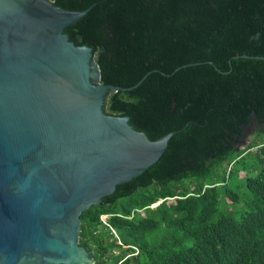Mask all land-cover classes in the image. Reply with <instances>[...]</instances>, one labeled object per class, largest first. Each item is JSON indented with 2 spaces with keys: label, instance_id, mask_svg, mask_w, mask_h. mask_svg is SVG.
I'll return each instance as SVG.
<instances>
[{
  "label": "trees",
  "instance_id": "16d2710c",
  "mask_svg": "<svg viewBox=\"0 0 264 264\" xmlns=\"http://www.w3.org/2000/svg\"><path fill=\"white\" fill-rule=\"evenodd\" d=\"M61 1L91 6L63 31L125 87L103 110L175 131L162 170L82 210L93 264H264V0Z\"/></svg>",
  "mask_w": 264,
  "mask_h": 264
},
{
  "label": "water",
  "instance_id": "95a60500",
  "mask_svg": "<svg viewBox=\"0 0 264 264\" xmlns=\"http://www.w3.org/2000/svg\"><path fill=\"white\" fill-rule=\"evenodd\" d=\"M91 6L0 0V264H93L80 214L163 169L175 131L103 110L94 41L77 38Z\"/></svg>",
  "mask_w": 264,
  "mask_h": 264
},
{
  "label": "rangeland",
  "instance_id": "374dc122",
  "mask_svg": "<svg viewBox=\"0 0 264 264\" xmlns=\"http://www.w3.org/2000/svg\"><path fill=\"white\" fill-rule=\"evenodd\" d=\"M256 125L254 126H249V125H244L243 126V141L241 143H239V147H244L245 145H247V143L249 141H256L257 139H259L258 137V132L256 131ZM261 138L262 140L264 141V133H261ZM243 207H241L239 205V208L235 209L236 210H240L242 209ZM104 217V215L102 216Z\"/></svg>",
  "mask_w": 264,
  "mask_h": 264
},
{
  "label": "built area",
  "instance_id": "2783aa9c",
  "mask_svg": "<svg viewBox=\"0 0 264 264\" xmlns=\"http://www.w3.org/2000/svg\"><path fill=\"white\" fill-rule=\"evenodd\" d=\"M103 215H104V214L101 215V218H102V219H104V217H105V215H104V217H102Z\"/></svg>",
  "mask_w": 264,
  "mask_h": 264
}]
</instances>
